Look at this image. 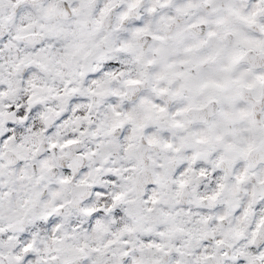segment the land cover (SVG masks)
<instances>
[{
	"label": "snow or ice",
	"instance_id": "snow-or-ice-1",
	"mask_svg": "<svg viewBox=\"0 0 264 264\" xmlns=\"http://www.w3.org/2000/svg\"><path fill=\"white\" fill-rule=\"evenodd\" d=\"M0 264H264V0H0Z\"/></svg>",
	"mask_w": 264,
	"mask_h": 264
}]
</instances>
